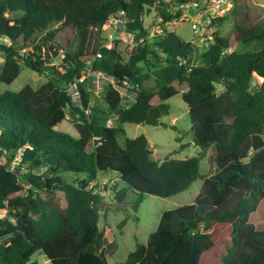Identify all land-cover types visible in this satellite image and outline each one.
I'll return each instance as SVG.
<instances>
[{
    "label": "trees",
    "instance_id": "trees-1",
    "mask_svg": "<svg viewBox=\"0 0 264 264\" xmlns=\"http://www.w3.org/2000/svg\"><path fill=\"white\" fill-rule=\"evenodd\" d=\"M192 1L200 0H0V82L12 83L23 67L45 79L0 92V145L25 146L27 165L15 172L0 163V209H9L0 221V239H7L0 243V264H35L37 252L53 264H109L97 190L108 170L125 183L113 186L115 200L126 203L134 192L136 208L144 194L187 190L201 176V156L156 160L148 138L130 137L124 127L162 123L170 113L167 101L177 94L189 108L192 143L204 152L216 147L215 171L203 178L193 203L164 211L147 243L138 242L116 264H264V27L236 24L204 50L176 31L149 35L144 17L150 10L164 25L181 18L183 10L175 7ZM118 13L136 33L127 59L118 46L94 42ZM69 28L82 32L75 51L69 50ZM52 49L55 56L64 51L60 66ZM98 51L102 57L95 59ZM89 60L92 72L132 84L136 99L123 106L109 84L94 101L89 78L80 81ZM255 75L263 78L260 85ZM68 116L78 136L55 129ZM227 231L231 242L222 251ZM231 246L236 250L227 261Z\"/></svg>",
    "mask_w": 264,
    "mask_h": 264
},
{
    "label": "rangeland",
    "instance_id": "rangeland-1",
    "mask_svg": "<svg viewBox=\"0 0 264 264\" xmlns=\"http://www.w3.org/2000/svg\"><path fill=\"white\" fill-rule=\"evenodd\" d=\"M144 20L150 36L162 34L161 29L163 31H176L182 38L195 43L200 50H204L213 41L215 34L226 36L230 34L236 24H257L260 27H264V0H235L234 9L221 20L215 22L212 33L205 34L204 39L195 36L192 29L191 13L187 15L183 13L177 22L171 21L168 24L162 25L159 12L152 9L145 15ZM133 35L134 39L131 40L129 38V31L126 30L124 20L122 19L116 29H114V24L108 22L101 30L100 35L95 34L94 42L99 38V41L102 40L103 44L108 48L118 46L123 57L127 59L136 45V33H133ZM68 36L72 40L69 50H77L82 32L69 28ZM37 45L38 43L32 46L30 50H33ZM27 51L23 50L25 53ZM54 52V49L50 50V53H53V55ZM57 53L56 56L54 55L52 62L60 66L63 62L64 51L58 50ZM3 61L4 54L0 51V72ZM88 78L90 80L88 87L93 92L94 101L101 100L108 81L106 79H97L93 74ZM254 78L257 85H260L263 81V78L258 75H255ZM44 80V77L38 73L23 67L19 76L12 83L0 82V92L6 90L19 91L26 84L38 86ZM146 84L149 87L154 85V79H149ZM167 103L170 105V113L161 119L163 124L160 123L154 126L127 123L124 126L126 134L130 137L144 134L153 147L152 158L159 161L164 160L166 157L184 159L191 156H201V176L187 190L170 197L144 194L143 200L136 208L134 201L138 195L134 194V192L130 194L131 199L126 203H119L115 200L113 186L118 184V187L121 188L125 186V183L120 179L118 172L108 170L99 181L97 190L101 191L103 195L99 225L106 230L103 245L109 264L125 261L130 252L136 249L138 242L146 244L150 234L156 230L164 211L193 203L201 189L203 178L215 171L216 164H214V157L216 147L212 146L210 150L204 152L202 147L192 143L191 136L188 134L191 127L189 108L187 103L182 99L181 94L173 96ZM55 129L78 136V132L74 127V118L70 116L67 117V120L59 123ZM122 138L123 135L120 137V140ZM67 175L71 180L81 179L84 176ZM106 184L107 189L104 190L103 185ZM5 241L7 239H0V243ZM222 241L223 243H220V248L223 251L229 245H226V243L231 242V236H228V231L226 236L222 237ZM230 248L232 252H227L225 256L227 261L231 259L232 253L236 250L234 246ZM31 262L35 264H53L42 252H37L32 257Z\"/></svg>",
    "mask_w": 264,
    "mask_h": 264
},
{
    "label": "built area",
    "instance_id": "built-area-1",
    "mask_svg": "<svg viewBox=\"0 0 264 264\" xmlns=\"http://www.w3.org/2000/svg\"><path fill=\"white\" fill-rule=\"evenodd\" d=\"M235 6V0H200V1H192L181 4L175 7V10H183L184 14H190L192 17V29L195 36L204 39L205 34L212 33V28L214 23L217 19L223 18L228 15ZM121 13L113 16L109 22L114 24V29L118 27L120 24V20H124V17ZM174 22H177L178 19H174ZM172 21V22H173ZM161 32L164 33L163 29ZM129 38L131 40L134 39V35L132 32H129ZM102 57V52L98 51L96 53L95 59H100ZM88 66L83 71L82 78L80 81H83L87 77H90L91 74L96 76L97 79H106L108 84H113L115 87L120 91L123 99L122 104L123 106L127 107L131 104L132 101L136 99L137 92L136 90H132V84H125L123 86L117 85L115 79L107 75L105 72L100 70H94L93 72L90 69L92 64V60L87 62ZM76 87V86H73ZM129 95V97H127ZM80 96L79 91L76 89L73 92V97L78 98ZM109 126H113L114 118H110L107 121ZM25 155V146H20L15 150H10L7 147H3L0 145V163L4 164L9 170L20 172L27 169V165L23 163ZM9 217V209L4 207L0 209V221L6 220ZM10 220L12 222L15 221V217H11Z\"/></svg>",
    "mask_w": 264,
    "mask_h": 264
}]
</instances>
